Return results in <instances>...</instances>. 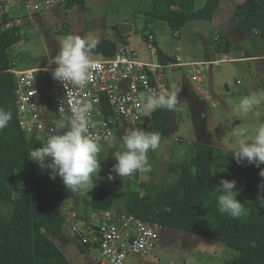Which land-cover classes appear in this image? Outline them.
<instances>
[{"label": "rangeland", "instance_id": "rangeland-1", "mask_svg": "<svg viewBox=\"0 0 264 264\" xmlns=\"http://www.w3.org/2000/svg\"><path fill=\"white\" fill-rule=\"evenodd\" d=\"M205 1L183 0L182 9H198ZM241 1L220 0L211 19L187 20L178 29L177 36L173 35L174 29L166 21L152 19V0H80L68 5L62 2L22 22L20 28L23 36L10 52V59L17 69L44 68L49 65V58L59 51L62 39L69 34L98 41L114 40L119 46L137 50L139 57L145 54L146 60L140 57L144 61H155L156 47L172 58L169 63H174L177 55V61L188 63L207 61L205 58H209V68L205 65L166 64L158 75L160 93L179 90L177 97L181 102V110L172 113L169 135L162 137L158 148L148 154L151 171L138 173V179L164 185L173 177L168 171L169 165L188 159L189 148L193 143L205 142L223 150H231L236 139V127L246 128L251 136L257 124L264 122V105L257 109L259 117L250 114L235 119L231 111L232 101L251 92L264 90V75L260 70L264 58L233 60L240 56L264 55L262 39L253 30L243 28L238 23L234 8ZM113 28L121 34L120 37L116 36ZM150 31L155 37V48L149 55L150 50L143 37ZM220 33L221 39L215 40L214 37ZM225 42L230 45L227 52L219 48L220 43ZM92 56L93 59L100 58L97 54ZM218 59H222L219 64L212 63ZM194 76L200 77L201 82ZM36 86L46 103L45 114L50 116L55 111L50 103L48 81L42 70L36 73ZM144 120L143 117L140 122ZM100 143L101 169L91 190L101 186L114 189V180L118 175L111 172L112 180L108 179V175L116 163L112 155L116 149H111L107 141ZM49 171L44 170L43 175L55 188L68 194V198L56 202L55 207L67 217L63 233L70 241L65 245L55 238L54 241L72 264H100L99 249L88 244L84 252L80 251L77 247L78 238L69 228V216L72 213L80 214V217L90 214L92 195L83 189L79 193L70 192L59 176L50 179ZM132 186L136 188L137 183ZM121 198L116 197L115 210L123 208ZM236 255V250L220 240L172 227L164 228L153 252L157 264H222Z\"/></svg>", "mask_w": 264, "mask_h": 264}, {"label": "trees", "instance_id": "trees-1", "mask_svg": "<svg viewBox=\"0 0 264 264\" xmlns=\"http://www.w3.org/2000/svg\"><path fill=\"white\" fill-rule=\"evenodd\" d=\"M78 1L66 0L64 4ZM219 1L206 0L202 7L185 11L183 0H152L150 13L152 19L166 21L177 36L187 20L211 19ZM234 13L241 27L255 31L264 42V0H243L237 3ZM22 36L20 26L0 28V107L12 112L9 126L0 130V264H72L54 241L63 245L70 241L63 233L67 217L55 207L68 194L55 188L39 166L28 159L30 149L41 146L48 134L28 135L17 121L16 82L8 70L13 65L10 52ZM218 36L215 40L221 39V34ZM118 47L114 40L101 39L92 54L111 57ZM219 48L227 52L230 45L220 43ZM155 54L159 64H170L172 58L157 47ZM180 110V104L175 111L157 109L135 127L158 131L161 138L165 137L170 132L172 113ZM189 151L188 159L169 165L173 177L164 185L140 181L136 173L117 176L114 189L101 186L89 191L92 209L131 213L164 227L213 237L237 251L222 264H264V194L257 187L264 179L258 175L264 164L259 168L247 162L237 164L231 150L205 142L193 143ZM221 178L236 181V199L246 209L239 218L219 212L215 187ZM116 197H122L123 208L119 211L115 210ZM87 246L77 239L80 251Z\"/></svg>", "mask_w": 264, "mask_h": 264}, {"label": "built area", "instance_id": "built-area-1", "mask_svg": "<svg viewBox=\"0 0 264 264\" xmlns=\"http://www.w3.org/2000/svg\"><path fill=\"white\" fill-rule=\"evenodd\" d=\"M64 1L0 0V28L20 26L31 15ZM218 37L217 34L215 38ZM143 40L150 50L148 54H152L154 34L149 32ZM178 59V56L175 57L176 61L170 65H205L209 68L211 64L210 60L181 63L177 62ZM94 60L99 61L100 67L91 70L89 83L83 89L71 84L64 87L61 82L54 80L51 70L55 65L26 69H17L12 65L8 71L15 77L14 96L20 128L28 135L48 134L58 120L69 114L76 99L94 102L95 111L90 114V118L95 127H90L89 131L99 141H107L111 135H122L124 129L137 126L144 117L138 96L149 89L160 93L157 79L164 65L157 61H144L137 50L124 46H119L111 57ZM221 60L212 63L219 64ZM41 70L48 81L50 103L55 115L45 114L46 103L36 86V73ZM194 78L199 82L202 80L198 76ZM61 106L63 111L59 110ZM69 228L81 243L99 249L100 264H157L153 252L165 227L131 213L92 209L88 216L78 217L75 212L72 213L69 216Z\"/></svg>", "mask_w": 264, "mask_h": 264}, {"label": "clouds", "instance_id": "clouds-1", "mask_svg": "<svg viewBox=\"0 0 264 264\" xmlns=\"http://www.w3.org/2000/svg\"><path fill=\"white\" fill-rule=\"evenodd\" d=\"M98 44L97 39L72 34L65 36L60 42L59 51L49 58V65H55L51 70L52 78L61 82L64 87L71 84L76 88H85L89 83L91 70L100 67L99 61L92 56V50ZM178 91L157 93L149 89L141 93L138 104L144 116L150 117L157 109L175 111L181 103L178 101ZM261 105H264V90L251 92L231 102L232 115L235 119L250 114L259 117L257 109ZM59 110L63 111V106ZM94 111V102L74 100L69 114L56 122L41 146L30 149L28 153L29 160L36 163L42 171L50 170V179L59 176L63 185L72 193H79L82 189L90 191L101 169L102 145L89 131L90 127H95L90 118ZM11 119L12 112L0 107V130L7 128ZM234 136L236 139L231 148V157L237 164L247 162L258 168L264 164V122L257 124L251 136L246 128L238 126L234 130ZM160 142L161 134L158 131L142 127L126 128L119 137L111 135L107 138V143L111 149H116L112 153L116 163L112 166L108 179H113L111 172L121 178L150 172L148 152L156 150ZM258 175L264 178V168L260 169ZM257 187L264 194V179ZM234 189L235 180L221 178L219 185L215 187L219 193L217 205L220 213L239 218L245 214L246 209L236 199L238 190Z\"/></svg>", "mask_w": 264, "mask_h": 264}, {"label": "crops", "instance_id": "crops-1", "mask_svg": "<svg viewBox=\"0 0 264 264\" xmlns=\"http://www.w3.org/2000/svg\"><path fill=\"white\" fill-rule=\"evenodd\" d=\"M150 32H152V31H150ZM153 33V32H152ZM253 33L254 34H256L255 33V31H253ZM221 34V33H220ZM257 35V34H256ZM258 36V35H257ZM178 56V55H177ZM177 56H175V57H177ZM142 59H147L146 58V55L144 54L143 56H140ZM179 57V56H178ZM248 59V58H250V59H252V60H257V59H263L264 58V55L263 54H261V55H255V56H240V57H238V58H233V60H236V61H243L244 59ZM154 59V58H153ZM206 59V58H205ZM209 59V58H208ZM155 61H157V56H155ZM158 62V61H157ZM177 62H181V63H188V62H183V61H177ZM159 63V62H158ZM189 63H191V62H189ZM260 70H261V72H262V74L264 75V62L263 63H261V65H260ZM34 68H36V67H34ZM38 68H40V67H38ZM204 98H206V97H204ZM203 98V99H204Z\"/></svg>", "mask_w": 264, "mask_h": 264}]
</instances>
